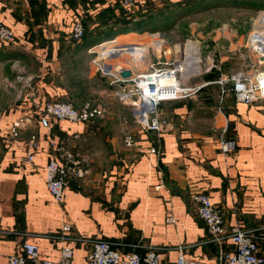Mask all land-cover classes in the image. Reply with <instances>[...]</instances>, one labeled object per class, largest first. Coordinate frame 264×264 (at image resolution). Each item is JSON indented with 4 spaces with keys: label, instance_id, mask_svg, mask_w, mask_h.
I'll use <instances>...</instances> for the list:
<instances>
[{
    "label": "crops",
    "instance_id": "0c3cea01",
    "mask_svg": "<svg viewBox=\"0 0 264 264\" xmlns=\"http://www.w3.org/2000/svg\"><path fill=\"white\" fill-rule=\"evenodd\" d=\"M115 5L107 0H0V21L13 28L18 39L14 44L0 43V81L14 80L18 73L36 75L33 87L16 86L17 97L23 100L16 109L9 104L0 107V264H9V257L20 253L25 242L37 244L45 259L57 260L64 244L57 236L65 223L71 225L74 238H104L122 252L136 244L140 253L149 244L160 247L165 264L176 261L180 246L189 258L215 263L221 251L230 252L233 246L208 241L207 225L192 200L200 191L223 212L228 230L253 229L264 255V101L246 104L229 95L225 123L206 129L195 123L188 126V113L195 109L190 108L191 99L164 102L158 110L171 123L165 131L141 125L140 141L128 131L134 145L124 142L121 148L116 136L106 137L107 147L99 150L97 159L86 154L79 161L78 169L85 173L72 174L62 202L49 192L45 181L53 152L49 140L72 152L65 147L71 146L68 140L98 130L91 128L95 123L91 119L53 121L48 132L38 121L37 107L59 97L61 86L55 80L63 75V54L71 51L67 44H73L69 39L74 21ZM115 8L119 13L120 7ZM18 119H27L28 125L12 138L8 131ZM226 124V137L237 143L228 153L220 145ZM32 134L40 144L34 162L28 163ZM155 146L160 148L156 153L151 150ZM70 245L75 264H83L91 245L84 240H71Z\"/></svg>",
    "mask_w": 264,
    "mask_h": 264
},
{
    "label": "built area",
    "instance_id": "2783aa9c",
    "mask_svg": "<svg viewBox=\"0 0 264 264\" xmlns=\"http://www.w3.org/2000/svg\"><path fill=\"white\" fill-rule=\"evenodd\" d=\"M145 1L147 0H107L108 3L117 4L119 7L130 11H135ZM85 34L86 27L84 20L82 17H79L74 21L71 37L75 41H81ZM160 34V32L151 33L154 37H158ZM262 37L264 38V35ZM17 40L13 28L5 22L0 21V43L14 44L18 42ZM115 40V38L109 39L88 48V52L95 51L97 47L100 48V57L95 58L93 62L102 74L112 78L111 83L116 87V95L123 102L133 106L138 121L145 129L159 132L165 131L171 123L160 116L158 109L161 103L185 99L201 86L195 89V87H185L182 85L181 77L183 76V72L176 70V64L180 60L175 62L173 68L166 67L159 69L155 67V64H159L161 61L153 63L150 66L151 70L146 73H137L134 67L137 66L136 62L134 65H131V61L129 60L127 61L128 64L126 63L127 65L118 64L117 62L113 63L124 53L127 54L125 51L129 48V44L127 46L116 43L109 45V47L105 45ZM108 49L112 55L108 58V62H104L102 58L105 57V50ZM133 51L137 50L133 47ZM255 51L257 52V67L253 72L222 75L216 80L220 84L222 95L225 94V87L228 85L234 92L233 95L238 102L253 104L258 101H264V62L260 61V57L264 56V52ZM185 59L186 56L184 57ZM45 61L46 58H43V62ZM107 64H110V66ZM209 66L208 70H213L214 66L217 67L214 64ZM121 69H130L132 75L128 78L121 76L119 74ZM35 76L34 74L25 75L18 73L15 77L16 82H18L16 84L31 88L33 87ZM11 82L15 84L14 81ZM97 116H104V110L100 106L91 107L88 104L79 109L70 102L53 100L46 101L37 107L38 121L48 132L52 131L53 121L86 123ZM27 125V119H18L11 125L8 135L12 138L18 137L21 130L26 128ZM227 128L228 125L226 124L220 136V145L224 153L235 151L237 148L236 141L226 137ZM124 142L127 146H133V136L128 134ZM39 144L38 136L32 134L27 145L26 162H34ZM49 145L53 152L49 156L45 168V181L54 200L62 202L72 174L76 173V171L82 173V170L76 169L78 161H76L75 155L72 152L57 145L54 139L49 140ZM151 150L156 153L160 148L155 146ZM192 200L196 204L198 216L207 225L209 232L208 241L214 243L230 242L233 250L230 252L221 251L218 260L212 263L187 257L185 247L180 246L177 259L171 264H264V255L260 252L253 229L238 226L228 230L223 212L214 204L210 195L204 191L194 193ZM57 238L64 243L61 247L60 257L57 260L45 259L37 244L25 242L21 246L20 253L9 257V264H28L29 261H37L39 264H75L74 248L70 245L71 240H84L91 245V249L88 251L83 264H165L163 250L160 247L149 244L146 246V251L140 253L137 250L139 245L136 244L133 246V250L122 252L114 247L113 242L104 238H74L72 227L68 223L62 226L61 233Z\"/></svg>",
    "mask_w": 264,
    "mask_h": 264
},
{
    "label": "rangeland",
    "instance_id": "374dc122",
    "mask_svg": "<svg viewBox=\"0 0 264 264\" xmlns=\"http://www.w3.org/2000/svg\"><path fill=\"white\" fill-rule=\"evenodd\" d=\"M162 1L157 2L162 5ZM187 1L171 0L167 6L163 4L167 12L174 14V18L172 20L168 18L167 21L156 19L152 22L148 20L143 24V26L145 25L144 28L139 26L140 29L135 31V34H131L134 32L124 33L108 38V36L95 33L92 37L95 39L93 42L87 41L85 36L79 42L72 38L69 39L72 40L73 44H67V49L71 51H66L60 60L63 75L57 81L55 80V83L61 87L58 91L59 97L54 100L70 102L79 109L88 104L91 107L100 106L104 110V116H97L100 119L93 118L95 123L92 124L91 128L98 130L95 131L96 134L93 132L91 135H82L71 141L68 140L67 143L71 144L70 147L65 145L68 149L73 150L72 153H75V159L78 161L76 169L80 165L79 161L87 155H92L91 157L97 159L96 154L99 153V150L107 147L106 137L116 136L121 148L124 147L126 132L129 131L135 135L137 142L143 135L141 130L143 128L134 113L133 106L123 102L116 95V87L111 83L112 78L102 74L93 62L95 58L100 57V48L97 47L95 51L88 52L89 45L97 43L99 40L104 41L125 35L124 37L127 39L124 42L128 44L140 42L142 47L147 45V54H141L135 61L137 66L134 67L137 73L150 71L151 64L159 61L161 63L155 64V67L159 69L173 68L176 61L184 60V57L187 56L186 44L189 41H197L200 45L201 71L188 78L185 75L181 77L182 85L185 87L197 89L201 86L185 98L191 99L192 107L190 108H195L188 113L186 122L189 127L195 123L200 129H206L210 125L217 128L219 123H225L226 97L230 95L233 98L234 92L227 85L225 87L226 92L222 95L221 87L215 81L208 82L207 78L215 71L220 72L221 75H232L234 73H251L257 67V52L249 45V40L261 12L264 11V0H190L188 5H176L178 2L185 4ZM145 7L150 8L148 4ZM83 20H86L85 16ZM98 31L102 33V28ZM51 32L53 35L56 33L55 31ZM153 32H160L161 34L154 37L151 35ZM157 39L162 40L160 49H157L153 44V40ZM128 44L125 45L128 46ZM125 52L127 54L124 53L113 63L127 65L128 58L131 59L129 54L132 52ZM137 53L139 54V52ZM135 62H131V65H134ZM211 64L217 67L214 66L213 70H208ZM11 81H14L15 84H12ZM16 83H18L16 79L12 80V78L4 82L0 81V90L2 91L0 107L9 104L13 106L10 109H16L14 106L23 101L22 98L19 100L17 97L16 86L20 84ZM234 100L237 101L235 97ZM164 102L167 103L168 101ZM220 108L225 112V115L219 111ZM164 119L168 120V118ZM105 121H111L112 125H105ZM99 125H101L100 130L97 129ZM220 129L222 128L220 127ZM84 141H88L86 145ZM84 163L85 166H88L86 162ZM79 172L76 171V176L85 173Z\"/></svg>",
    "mask_w": 264,
    "mask_h": 264
},
{
    "label": "trees",
    "instance_id": "16d2710c",
    "mask_svg": "<svg viewBox=\"0 0 264 264\" xmlns=\"http://www.w3.org/2000/svg\"><path fill=\"white\" fill-rule=\"evenodd\" d=\"M160 0H147L144 3H142L135 11H130L123 9L120 7V12H116L115 7H119V5H115V7L106 6L103 9H101L95 16L88 14L86 17V20H84V24L86 27V34L85 38L87 41L93 42L95 40L93 34H100L104 36L112 37L114 35H122L124 33H131L135 34V31H139V26H143V24L150 20L154 22L156 19H160L162 21H167L168 18L172 20L173 15L170 12H167L164 8V5L167 6V4L170 3L171 0H163L161 3L162 5H159ZM190 2V0H188ZM185 4H181V2L176 3L177 6H185L188 5V2ZM103 3L104 0H94V3ZM148 4L147 8L145 7ZM164 4V5H163ZM264 7V6H263ZM264 9V8H263ZM137 14V16H136ZM170 14V15H169ZM140 17H143L142 19ZM145 26V25H144ZM143 26V28H144ZM102 28V33H100L98 30ZM125 36V35H123ZM100 42V40H99ZM97 42V43H99ZM96 42L91 44H97ZM221 73L212 72L210 77L207 78L208 82H213L215 80H218L220 78ZM217 83V82H216ZM217 85L220 87V84L217 83Z\"/></svg>",
    "mask_w": 264,
    "mask_h": 264
},
{
    "label": "bare ground",
    "instance_id": "6f19581e",
    "mask_svg": "<svg viewBox=\"0 0 264 264\" xmlns=\"http://www.w3.org/2000/svg\"><path fill=\"white\" fill-rule=\"evenodd\" d=\"M262 35H264V12H261V16L258 19L257 24H255L254 32L252 33L251 38L249 40V45L253 49L264 52V38L262 37ZM115 39L116 40L114 42H109V43H106L105 45H107V47H109V45L116 44V43H119L121 45L128 44V43L124 42V40L127 39L124 36H117ZM120 39H123V40H120ZM153 44L155 45V47L157 49H160L161 44H162V40H158V39L153 40ZM133 47L137 51H133ZM199 48H200V45L197 41H189L186 44V48H185V51L187 54L186 59L180 60L176 64V66H177L176 70L182 71L183 72L182 74L185 75L187 78L189 76L194 75L196 73H199L201 71V58L199 56V50H200ZM105 51H106L104 54L105 57L102 58V60L104 62H108V60H109L108 58L112 54H111V52H109L110 51L109 49L105 50ZM127 51L132 52L129 54L131 59L128 58V60L133 63L137 60V57H140L141 54H147L148 46L144 45V47H142V43L135 42V43L129 44V48ZM137 52H139V54ZM107 65L110 66V64H107ZM111 66H112V64H111Z\"/></svg>",
    "mask_w": 264,
    "mask_h": 264
},
{
    "label": "water",
    "instance_id": "95a60500",
    "mask_svg": "<svg viewBox=\"0 0 264 264\" xmlns=\"http://www.w3.org/2000/svg\"><path fill=\"white\" fill-rule=\"evenodd\" d=\"M260 61L264 62V57L263 56L260 57ZM119 74L121 76L125 77V78H128V77H130L132 75V71L130 69H121L119 71Z\"/></svg>",
    "mask_w": 264,
    "mask_h": 264
}]
</instances>
